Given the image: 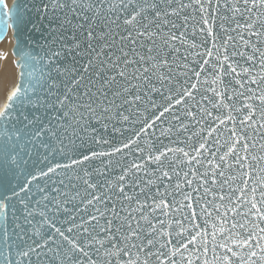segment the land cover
Segmentation results:
<instances>
[{
    "label": "snow or ice",
    "instance_id": "snow-or-ice-1",
    "mask_svg": "<svg viewBox=\"0 0 264 264\" xmlns=\"http://www.w3.org/2000/svg\"><path fill=\"white\" fill-rule=\"evenodd\" d=\"M5 41L0 264H264V0H0Z\"/></svg>",
    "mask_w": 264,
    "mask_h": 264
},
{
    "label": "bare ground",
    "instance_id": "bare-ground-1",
    "mask_svg": "<svg viewBox=\"0 0 264 264\" xmlns=\"http://www.w3.org/2000/svg\"><path fill=\"white\" fill-rule=\"evenodd\" d=\"M11 2L12 0H9L10 5ZM9 40H11V34L9 36ZM12 47L13 43H9L8 41H5L4 43L0 44V53H8L7 60L0 58V81H3L5 78H8L9 83L14 82L16 72V70L12 66V62L15 59V57L12 55ZM0 102H2V96H0Z\"/></svg>",
    "mask_w": 264,
    "mask_h": 264
}]
</instances>
